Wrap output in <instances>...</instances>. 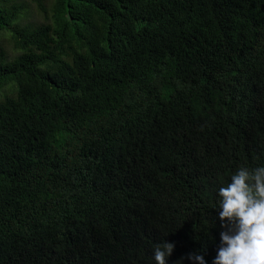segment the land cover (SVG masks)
Returning <instances> with one entry per match:
<instances>
[{"label":"trees","instance_id":"trees-1","mask_svg":"<svg viewBox=\"0 0 264 264\" xmlns=\"http://www.w3.org/2000/svg\"><path fill=\"white\" fill-rule=\"evenodd\" d=\"M262 165L264 0H0V264H212Z\"/></svg>","mask_w":264,"mask_h":264},{"label":"clouds","instance_id":"clouds-1","mask_svg":"<svg viewBox=\"0 0 264 264\" xmlns=\"http://www.w3.org/2000/svg\"><path fill=\"white\" fill-rule=\"evenodd\" d=\"M219 218L227 227L212 264H264V165L239 167L226 186L217 190ZM174 242L154 246L155 264H167ZM198 264H208L200 252L188 254ZM183 264V258L180 260Z\"/></svg>","mask_w":264,"mask_h":264},{"label":"rangeland","instance_id":"rangeland-1","mask_svg":"<svg viewBox=\"0 0 264 264\" xmlns=\"http://www.w3.org/2000/svg\"><path fill=\"white\" fill-rule=\"evenodd\" d=\"M50 1H51V0H47V2H49V3H50ZM34 15H37V12H35V14H34Z\"/></svg>","mask_w":264,"mask_h":264}]
</instances>
